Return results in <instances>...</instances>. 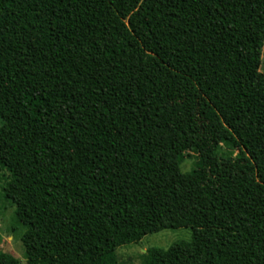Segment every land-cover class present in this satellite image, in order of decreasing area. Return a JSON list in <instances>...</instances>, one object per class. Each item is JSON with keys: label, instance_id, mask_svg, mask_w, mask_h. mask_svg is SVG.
I'll return each mask as SVG.
<instances>
[{"label": "trees", "instance_id": "trees-1", "mask_svg": "<svg viewBox=\"0 0 264 264\" xmlns=\"http://www.w3.org/2000/svg\"><path fill=\"white\" fill-rule=\"evenodd\" d=\"M263 53L264 0H0V264H264Z\"/></svg>", "mask_w": 264, "mask_h": 264}, {"label": "rangeland", "instance_id": "rangeland-1", "mask_svg": "<svg viewBox=\"0 0 264 264\" xmlns=\"http://www.w3.org/2000/svg\"><path fill=\"white\" fill-rule=\"evenodd\" d=\"M264 72V53L263 66ZM0 120V125H1ZM196 155L189 152V155L182 163V170L188 172L192 169ZM9 168L15 173L22 171L21 167L8 161ZM1 182V180H0ZM15 206L6 201L1 196L0 188V252H5L18 258L22 263H26L25 247L22 241L24 229L16 223ZM192 230L190 227L180 229H167L159 233L146 236L138 244L125 245L116 250L119 264H144L147 252L151 248L167 249L179 241H190Z\"/></svg>", "mask_w": 264, "mask_h": 264}]
</instances>
